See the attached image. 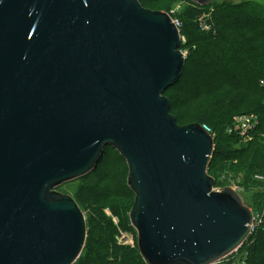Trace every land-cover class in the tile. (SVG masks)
<instances>
[{
    "label": "water",
    "instance_id": "1",
    "mask_svg": "<svg viewBox=\"0 0 264 264\" xmlns=\"http://www.w3.org/2000/svg\"><path fill=\"white\" fill-rule=\"evenodd\" d=\"M181 45L171 15L139 0H0V264L77 261L86 216L58 188L108 146L128 165L147 264H215L243 245L252 209L214 189V136L180 125L165 94Z\"/></svg>",
    "mask_w": 264,
    "mask_h": 264
},
{
    "label": "trees",
    "instance_id": "2",
    "mask_svg": "<svg viewBox=\"0 0 264 264\" xmlns=\"http://www.w3.org/2000/svg\"><path fill=\"white\" fill-rule=\"evenodd\" d=\"M187 3L178 19L183 22L181 34L186 38L181 49H188V55L182 77L166 91L171 92L167 93L171 112L178 123L192 118L187 123L207 124L215 131L209 172L216 184L224 182L220 176L227 174L231 179L225 181V186H237L242 196H250L254 210L264 209V181L256 179L257 175L264 176V85L260 84L264 78V4L252 0ZM209 9L210 18L204 19L210 29L204 31L199 17ZM195 108L196 113H192ZM247 113L260 118L251 138L245 141L237 134H228L227 126L234 117ZM108 149L114 148H106L102 168L91 173L96 178L94 187H86L80 196H75L89 216L86 244L75 264H147L137 242L132 246L117 239L119 226L125 231L134 230L129 215L111 205L121 222L117 226L105 213L106 201L134 194L128 185H123L122 177L127 171L119 164L125 159L119 152L116 160L112 155L106 159ZM252 239L244 264H264V232L250 235L243 247ZM231 255L233 259L217 264H242L240 259L234 260L236 253Z\"/></svg>",
    "mask_w": 264,
    "mask_h": 264
},
{
    "label": "rangeland",
    "instance_id": "3",
    "mask_svg": "<svg viewBox=\"0 0 264 264\" xmlns=\"http://www.w3.org/2000/svg\"><path fill=\"white\" fill-rule=\"evenodd\" d=\"M140 2H141V4L145 7V8H148V9H152V10H156V11H164V12H166V13H168V14H170L171 15V17L172 18H176V19H178V18H180L181 19V17H180V15H181V12L183 13L184 11H185V9H186V7L188 6V3H187V0H156V1H154V2H150L149 0H139ZM220 1H230V2H241V1H245V0H220ZM252 1H255V2H259V3H262V4H264V0H252ZM209 11H210V9L208 10V11H206V12H203V14L199 17V26H200V28H201V21H203V22H205L206 23V21H205V19H207V18H210V13H209ZM205 18V19H204ZM209 26V25H208ZM202 29V28H201ZM200 29V30H201ZM204 31H208V30H204ZM184 42H186V38H185V36H183L182 35V44L184 43ZM182 46V45H181ZM182 50H183V52H185L186 53V57H187V55H188V49H184V48H182ZM169 95L171 94V92H167ZM167 93H166V96H168L167 95ZM196 109L197 108H195L193 111H192V113H196ZM172 113V112H171ZM174 115V114H173ZM192 118H183V120L181 121V120H179V124L180 125H187V124H191V123H187V122H189L190 120H191ZM213 132H214V138L216 137V133H215V131L213 130ZM112 148V147H111ZM117 152L118 151H116V149H108V151H107V156H106V159L107 158H109L111 155L112 156H114V158H113V160H116V156H118L117 155ZM111 158V157H110ZM112 160V159H111ZM120 166V168H122L123 169V166H126L125 168H126V171H127V174H126V176H125V174L123 175V177H122V181H123V185L125 184L126 186H127V178H128V173H129V169H128V165H127V162H126V160H125V162H121L120 164H119ZM102 165H101V163L98 165V167H99V169H101L102 167H101ZM119 167H117V169H119ZM98 169V168H97ZM126 173V172H125ZM210 173V172H209ZM91 174V173H90ZM94 174V173H93ZM93 174H91L90 175V177H88L87 178V176L85 177H82V178H79L78 180H75V181H72V182H68V183H65V184H63L60 188H58V190L60 191V192H62V193H65V194H69V195H71L72 197H74L75 198V196H80L81 195V193H82V190L84 189V188H86V187H94V185H95V182H96V178H94L92 175ZM210 175H212L211 173H210ZM213 176V175H212ZM214 177V176H213ZM215 178V177H214ZM216 179V178H215ZM230 179L231 178H229L228 177V175L227 174H224V175H222V177L220 176V179L219 180H222V181H224V182H222L220 185L219 184H215V186H214V189L216 188V189H219V188H223V187H225V181H230ZM258 180V179H257ZM261 181V180H260ZM262 181H264V180H262ZM97 183H99L98 181H97ZM218 183V182H217ZM99 185H100V183H99ZM101 185H103V183H101ZM239 192H240V190H239ZM251 196H253V193L252 192H250L249 193ZM246 195V194H245ZM242 196V195H241ZM248 196V197H247ZM247 196H242L243 197V199L245 200V202L247 203V205H250L252 208H253V202H252V200H251V198H250V196L247 194ZM76 200V199H75ZM134 200H135V194H129V195H126V196H124V197H119V198H112V199H110L109 201H106L107 202V207L105 208V213L108 215V216H110L112 219H113V221H114V223L117 225V226H119V223L121 224V222H120V220H119V216L117 217L116 215H114L113 214V212H112V210H111V208H110V206L112 205V206H115V207H120V209L124 212V213H126V214H128L129 215V213H130V211H131V209H132V206H133V204H134ZM81 204H82V202H81ZM81 207V206H80ZM83 210V209H82ZM84 212V211H83ZM85 213V216H86V219H87V217H89L88 216V214L86 213V212H84ZM130 218V217H129ZM130 220V219H129ZM130 224H131V221H130ZM131 226H132V224H131ZM133 227V226H132ZM134 228V227H133ZM118 229H119V234H118V237H117V239H118V241H121V242H124L125 244H127V245H132V246H134V245H136V242H137V240H138V234H137V231H136V229L134 228V230H132V231H125L124 229L125 228H123L122 226L120 227H118ZM129 229V228H128ZM88 230V229H87ZM87 236H88V234H87ZM121 238H123V239H121ZM254 242V240L252 239V240H250V241H248V243L246 244V246L245 247H240L238 250H236V251H234L233 253H236L237 255L236 256H234V260H238V259H240L241 261V263H242V261H243V259H241V258H243V256H245V253L247 252V248L248 247H250V245L252 244ZM245 243V242H244ZM243 243V244H244ZM138 245V244H137ZM240 249H244V250H240ZM239 251V252H238ZM238 252V253H237ZM232 253V254H233ZM231 254L230 255H228L227 257H225L223 260H221V261H219V262H217V263H222V262H224V260L226 259V260H229V259H233V258H231ZM81 257V256H80ZM79 257V258H80ZM79 258L77 259V261L79 260ZM76 261V262H77ZM75 262V263H76ZM74 263V264H75ZM217 263H215V264H217Z\"/></svg>",
    "mask_w": 264,
    "mask_h": 264
},
{
    "label": "built area",
    "instance_id": "4",
    "mask_svg": "<svg viewBox=\"0 0 264 264\" xmlns=\"http://www.w3.org/2000/svg\"><path fill=\"white\" fill-rule=\"evenodd\" d=\"M173 21L175 25L178 27L179 31L181 32V29L183 28V22L180 19H174ZM201 28L202 30H209L210 27L207 23L201 21ZM185 55L186 53L183 52ZM260 84L264 85V78L260 80ZM259 116L255 113H247V114H240L234 117L233 122L227 126V133L228 134H237L239 135L243 140L247 141L251 138V133L257 128L259 124ZM204 129L214 135V132L212 128L207 124H202ZM256 179L258 180H264L263 175H257ZM238 189L237 186H234ZM221 190V188L216 189ZM250 235H252L255 232L262 231L264 232V209L260 210H253V220L250 224ZM123 239V238H121ZM120 243H124L119 241ZM125 244V243H124ZM243 246V245H242ZM241 246V247H242ZM238 250V249H237ZM248 255V252L245 253V256H243L242 264H244V261L246 260V256Z\"/></svg>",
    "mask_w": 264,
    "mask_h": 264
}]
</instances>
